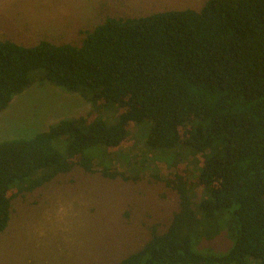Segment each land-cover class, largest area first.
<instances>
[{"label": "trees", "instance_id": "trees-1", "mask_svg": "<svg viewBox=\"0 0 264 264\" xmlns=\"http://www.w3.org/2000/svg\"><path fill=\"white\" fill-rule=\"evenodd\" d=\"M43 83L92 110L0 142V233L15 199L74 168L126 180L90 151L121 147L131 125L147 123L146 150L178 155L161 180L179 207L163 232L117 264H264V0L106 18L79 45L0 39V112ZM104 110L114 111L112 123ZM187 157L191 168L179 165ZM225 214L232 247L203 253L200 241L219 234Z\"/></svg>", "mask_w": 264, "mask_h": 264}, {"label": "rangeland", "instance_id": "rangeland-1", "mask_svg": "<svg viewBox=\"0 0 264 264\" xmlns=\"http://www.w3.org/2000/svg\"><path fill=\"white\" fill-rule=\"evenodd\" d=\"M206 1L0 0V39L23 46L41 40L79 45L84 32L106 18L199 11ZM91 110L77 94L48 83L34 84L0 112V142L32 138ZM113 112L104 110L101 118L110 124L116 117ZM144 128L147 123L131 125L121 147L90 151L97 160L113 162L110 170L124 174L126 180L105 179L97 166L93 174L74 168L15 199L8 225L0 233V264H117L139 250L153 231L163 232L179 207L177 193L163 181L174 171L170 160L178 155L146 150ZM179 165L191 168V159ZM227 220V214L220 217L219 234L202 239L199 250L216 256L228 253L232 242Z\"/></svg>", "mask_w": 264, "mask_h": 264}]
</instances>
